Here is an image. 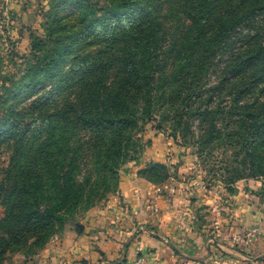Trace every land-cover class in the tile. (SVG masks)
I'll use <instances>...</instances> for the list:
<instances>
[{
    "label": "trees",
    "instance_id": "obj_1",
    "mask_svg": "<svg viewBox=\"0 0 264 264\" xmlns=\"http://www.w3.org/2000/svg\"><path fill=\"white\" fill-rule=\"evenodd\" d=\"M93 1H49L18 81L7 83L0 57V150L12 151L0 255L44 246L116 192L134 129L160 105L175 108L184 139L198 118L200 144L241 158L238 180L264 176V0H174L165 15L154 0ZM139 173L154 185L177 174L160 163Z\"/></svg>",
    "mask_w": 264,
    "mask_h": 264
},
{
    "label": "crops",
    "instance_id": "obj_2",
    "mask_svg": "<svg viewBox=\"0 0 264 264\" xmlns=\"http://www.w3.org/2000/svg\"><path fill=\"white\" fill-rule=\"evenodd\" d=\"M148 138L152 144L138 166L121 172L117 191L66 226L39 255V264H133L140 257L144 264H212L217 248L209 239L217 200L224 202L220 222L232 236L255 222L264 230V217L252 204L253 185L238 183L237 194L209 193L184 180L182 174L194 167L190 155H180L160 134ZM149 163L181 165L177 176L154 185L139 173ZM224 249L233 264H264V236L253 249Z\"/></svg>",
    "mask_w": 264,
    "mask_h": 264
},
{
    "label": "rangeland",
    "instance_id": "obj_3",
    "mask_svg": "<svg viewBox=\"0 0 264 264\" xmlns=\"http://www.w3.org/2000/svg\"><path fill=\"white\" fill-rule=\"evenodd\" d=\"M49 1L50 0H0V57L4 59L2 64L4 70L3 74L8 78V80L7 78L6 80L9 84L11 83L9 80L18 81L28 70L29 61L26 58L30 45L28 29H33V31L38 33V35L42 33L40 27L42 23V14H46L44 12L48 11ZM98 1L105 2V0ZM154 1L157 3V6L159 3L162 4V7L159 8V10L162 9V13L164 15L166 11L168 12V8H170L174 3V0ZM163 14H161V18L163 20L167 19V22H169L168 25L171 26L173 24H177L176 14L171 18H164ZM205 97L198 100L200 103L199 105L203 109L206 107L205 104L202 103L204 102ZM23 105L25 104L20 105L19 108L23 107ZM164 105H160V109H156L150 118L138 122V126L133 131L135 143L138 146L135 158L134 160L122 165L119 170L120 174L121 172L138 166L147 147L152 144V140L148 138L149 135L154 133L160 134L164 139L173 143V145L181 151L180 155L185 154L192 157L194 167L182 174L186 182L199 183L203 189L208 190L209 193L217 192L220 195H224L225 192H228L230 195L237 194L238 183L242 182L247 185L251 184L253 185L250 189L252 190V204L255 205V214H259L260 217H264V176L252 178V174H248L247 179L238 180L235 173H237L236 171L240 169L239 164H241V158L234 159L231 157V153L227 154L219 148L213 149L200 144V142L204 139L207 126L202 125L198 118L191 120L190 132L185 133L186 139H184L182 135H179L180 129L176 128V122L174 120L175 112H173L175 108H171L170 104L163 108ZM140 113L142 112L140 111ZM176 132L177 138H175ZM202 150H204V152H201ZM11 157V149L5 145L0 150V180L5 175V170L10 163ZM180 165L181 164H170L166 166H168L171 173H177V176L179 170L178 166ZM102 201L103 199L95 201L90 206H87L88 204L81 206L77 212L68 216L63 229L59 231L58 234L53 235L44 246L37 248H32L30 246L11 247L4 255H0V264H39L41 261L39 255L45 248L56 240L57 236L63 233L66 226L72 224L74 221H77L90 209L100 205ZM217 201L219 202V200ZM218 202H213L212 206L219 204ZM223 204L224 202L222 205ZM222 205H219L221 214L223 213L224 208ZM221 217L222 216H220V219ZM251 224L242 234L232 236L230 230L226 229V227L221 223L223 229L232 237H243L245 234L250 232V230L258 229L260 232L259 238L254 244L249 245L231 244L226 242L223 238L215 239V225L213 226L209 240L212 245L217 248V250L212 255V264H223L224 262L233 264L232 258L230 259L226 257L230 255H227L225 252L224 247L226 246L233 247L235 250L242 252L241 250L243 249H253L259 245L264 236V230L263 228L261 229L263 226L258 222H255L252 225ZM253 257L256 258L257 254Z\"/></svg>",
    "mask_w": 264,
    "mask_h": 264
},
{
    "label": "built area",
    "instance_id": "obj_4",
    "mask_svg": "<svg viewBox=\"0 0 264 264\" xmlns=\"http://www.w3.org/2000/svg\"><path fill=\"white\" fill-rule=\"evenodd\" d=\"M172 193H174V190H171ZM155 211H158V208H154ZM212 212L215 214L216 220L214 222L215 228H214V238H223L226 242L231 243V244H236V245H241V244H254L255 241L259 238L260 232L258 229H252L250 232L245 234V236L241 237H232L227 233L220 222V216H221V209L219 208L218 204L213 205L212 207ZM145 260L143 257L138 258L133 264H144Z\"/></svg>",
    "mask_w": 264,
    "mask_h": 264
}]
</instances>
